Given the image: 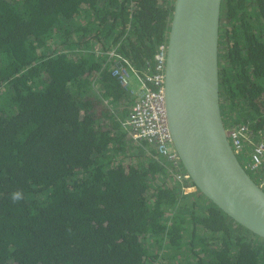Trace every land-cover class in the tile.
<instances>
[{
    "label": "trees",
    "instance_id": "1",
    "mask_svg": "<svg viewBox=\"0 0 264 264\" xmlns=\"http://www.w3.org/2000/svg\"><path fill=\"white\" fill-rule=\"evenodd\" d=\"M173 3L0 0V264H264V237L125 132L106 51L142 72ZM219 22L222 122L263 126L264 0H222Z\"/></svg>",
    "mask_w": 264,
    "mask_h": 264
},
{
    "label": "water",
    "instance_id": "2",
    "mask_svg": "<svg viewBox=\"0 0 264 264\" xmlns=\"http://www.w3.org/2000/svg\"><path fill=\"white\" fill-rule=\"evenodd\" d=\"M222 0H174L164 64L167 129L194 187L264 237V189L241 166L226 136L219 90Z\"/></svg>",
    "mask_w": 264,
    "mask_h": 264
},
{
    "label": "built area",
    "instance_id": "3",
    "mask_svg": "<svg viewBox=\"0 0 264 264\" xmlns=\"http://www.w3.org/2000/svg\"><path fill=\"white\" fill-rule=\"evenodd\" d=\"M98 48L96 47L95 51H99ZM165 53L166 43H160L152 64L147 61L142 72L115 47L106 51L105 63L111 62V74L118 79L123 88L135 95L123 124L128 138L137 143L146 141L153 146L168 163L173 177L182 183L188 181L189 176L180 166L165 117ZM132 76L137 83L135 90L130 86ZM224 129L241 166L264 189V125L252 128L249 122H241L225 126ZM191 187L193 186L188 185L182 189L186 193Z\"/></svg>",
    "mask_w": 264,
    "mask_h": 264
},
{
    "label": "rangeland",
    "instance_id": "4",
    "mask_svg": "<svg viewBox=\"0 0 264 264\" xmlns=\"http://www.w3.org/2000/svg\"><path fill=\"white\" fill-rule=\"evenodd\" d=\"M137 87V83L136 81L134 80V77L132 76V88L135 90ZM181 166V165H180ZM190 192V191H189Z\"/></svg>",
    "mask_w": 264,
    "mask_h": 264
},
{
    "label": "clouds",
    "instance_id": "5",
    "mask_svg": "<svg viewBox=\"0 0 264 264\" xmlns=\"http://www.w3.org/2000/svg\"><path fill=\"white\" fill-rule=\"evenodd\" d=\"M193 186H194V185H193ZM19 198H20L19 193H14V194H13V200H14V201L18 200Z\"/></svg>",
    "mask_w": 264,
    "mask_h": 264
},
{
    "label": "bare ground",
    "instance_id": "6",
    "mask_svg": "<svg viewBox=\"0 0 264 264\" xmlns=\"http://www.w3.org/2000/svg\"><path fill=\"white\" fill-rule=\"evenodd\" d=\"M191 186H193V185H191ZM193 190H195L194 186L188 189V191H193Z\"/></svg>",
    "mask_w": 264,
    "mask_h": 264
}]
</instances>
